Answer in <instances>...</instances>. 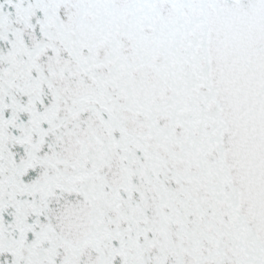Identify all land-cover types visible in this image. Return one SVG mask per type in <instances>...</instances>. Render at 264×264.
<instances>
[{"label": "snow or ice", "instance_id": "6c2138e0", "mask_svg": "<svg viewBox=\"0 0 264 264\" xmlns=\"http://www.w3.org/2000/svg\"><path fill=\"white\" fill-rule=\"evenodd\" d=\"M0 264H264V0H0Z\"/></svg>", "mask_w": 264, "mask_h": 264}]
</instances>
